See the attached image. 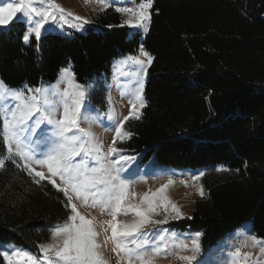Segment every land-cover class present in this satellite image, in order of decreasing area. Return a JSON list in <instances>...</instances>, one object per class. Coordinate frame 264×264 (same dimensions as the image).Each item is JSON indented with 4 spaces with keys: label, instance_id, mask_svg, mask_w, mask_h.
I'll return each mask as SVG.
<instances>
[{
    "label": "trees",
    "instance_id": "1",
    "mask_svg": "<svg viewBox=\"0 0 264 264\" xmlns=\"http://www.w3.org/2000/svg\"><path fill=\"white\" fill-rule=\"evenodd\" d=\"M150 13L148 33L130 35L108 8L82 35H46L39 53L35 38L23 42L25 26L12 23L0 32V80L10 88L40 87L71 65L76 82L88 85L143 44L153 57L147 107L142 119L126 123L133 133L126 146L141 155L140 163L205 171V197L195 202L191 219L170 228L202 232V247L245 222L264 238V0H154ZM66 202L52 184L34 183L22 165L6 160L0 169V247L36 254L49 230L69 215Z\"/></svg>",
    "mask_w": 264,
    "mask_h": 264
},
{
    "label": "snow or ice",
    "instance_id": "2",
    "mask_svg": "<svg viewBox=\"0 0 264 264\" xmlns=\"http://www.w3.org/2000/svg\"><path fill=\"white\" fill-rule=\"evenodd\" d=\"M99 2L104 6L103 11L117 0ZM153 3L154 0H140L135 8L117 6L116 12L128 16L121 26L138 30L133 35L139 32L147 34ZM14 22L25 25L22 39L26 45L31 43V37H35L38 53L40 41L57 27L63 31V25H67L83 31L84 26L90 23L56 0H0V30L10 31L9 26ZM152 62L153 57L141 44L138 55L122 57L114 64V78L118 80L122 76L130 81L128 89H121L120 93L127 98L130 108L128 115L120 119L111 106V97H108L109 108L105 114L108 123L104 126L108 131L114 130V136L106 152L91 128L80 126L92 111L88 100L92 85L77 83L71 65L61 68L57 84L48 87L25 85V91L10 88L0 80V138L7 151L6 156L0 157V169L4 168L6 160L21 167L17 162L19 158L23 170L33 177L34 183L39 184L47 178L57 191L63 192L67 201L65 207L70 210L64 222L49 230L56 243L38 245L39 254L5 246L0 249L3 264H110L105 256L109 242L112 246L110 251L117 256L116 264H155L161 254L165 257L171 255L183 264H193V261L196 264H249V261L260 264V257L264 256V238L250 234V229L243 231L251 246L260 248L255 260H252L251 253H241L239 247L229 250L225 260L224 249L218 245L215 251L220 253V259L214 261L212 249L208 256L201 255L202 232L178 234L164 228L170 220L184 218L180 207L167 195V189L174 184L171 177L156 191L145 192L139 204L129 203L130 196L136 194L129 192L131 182L122 178L121 173L135 157L123 155L124 150L117 148L116 143H124L133 135L125 128L128 120L143 117V109L147 107L145 78ZM60 83L65 84L63 90L59 88ZM96 119L103 124L99 115ZM33 165L46 169L47 177L44 171H36ZM216 171L229 169L218 167ZM204 175L201 171L191 176L201 198H204L205 191L199 182ZM57 177L59 185L54 179ZM180 182L188 186V181ZM74 201H80V207L99 208L100 213H106L110 219L101 221V230H98L96 218L82 214ZM129 213L135 217L132 222L117 219L119 215ZM155 216L163 218L155 219ZM147 225L158 227L146 231ZM101 231L104 233L103 241L99 240ZM241 231L238 229L237 234ZM188 239L190 246L185 242ZM188 250L193 254H182Z\"/></svg>",
    "mask_w": 264,
    "mask_h": 264
},
{
    "label": "rangeland",
    "instance_id": "3",
    "mask_svg": "<svg viewBox=\"0 0 264 264\" xmlns=\"http://www.w3.org/2000/svg\"><path fill=\"white\" fill-rule=\"evenodd\" d=\"M56 2L62 5L65 9L75 13L76 15L87 18L90 21L89 24L84 26L83 31H76L73 28H69L67 25H63V31H61V29L57 27L54 32L47 34V35H54V36L67 37V38H71L74 34H81V35L84 34L85 29L92 23V17L104 12L108 8H112L113 10H115L117 6L132 7V8H135L138 6V3L135 0H128V2H125V0H117V3L112 4L111 6H109L108 8L102 11L101 9L104 6L102 3L99 2V0H88L87 3H85V0H56ZM118 14L120 15V21L122 25V22L128 19V16L127 14H124V13H118ZM71 22L76 23V21H71ZM124 27L128 29V33L130 35H133V32L138 31V30L130 29L127 26H124ZM4 31H7V30L6 29L0 30V32H4ZM139 34L143 35L144 33L139 32ZM33 38L35 37L33 36ZM134 55H138V50L135 52ZM121 59L122 58L118 59L117 61L112 62L109 72L107 74H101L95 81H92L90 84H88V85H92V89L88 97L92 111L88 114L87 119L82 121L80 125L81 127H84V128H89V127L91 128V131L95 134L96 138L103 143V146H104L103 151L105 152L107 151L108 145L112 143L113 136H114V130L108 131L106 130L104 126L108 123L107 116L105 115L109 108L108 97L109 96L111 97V100H112L111 106L115 109V112L117 113L120 119L128 115L129 108H130L127 98H123L120 94L121 89L123 90L128 89L130 81L126 77L120 76L119 79L117 80L113 76L114 64H116ZM142 59H145V58L142 57ZM67 67H69V65ZM59 73L57 75L56 80L53 83L42 85L40 87H48V86L57 84ZM145 81H146V78H145ZM64 87H65L64 83L59 84L60 90H63ZM13 89H25V85L20 86L18 88H13ZM94 103H96L97 105H94ZM59 111H62V109H60ZM98 115L100 117V120L103 121V124H101L96 119ZM134 120L135 119H130L128 121H134ZM127 142H128V139L124 143H120L119 141H117L116 147L124 150L122 152L123 155L135 157V159L131 160L128 164L125 165V169H126L125 172L121 173L122 178L128 179L131 182L129 192L136 194L135 196H130L129 203L139 204L140 197L145 192L151 193V192L156 191V189H158L161 185L166 184L169 177H171L174 180V184L169 186V188L167 189V195L173 202H175L180 207L181 211L184 213V218L180 220H174V221L170 220V223L167 225H164L163 227L170 229L172 232H175L178 234H194L189 231H185V232L174 231L170 228L169 225L178 223L179 221H184L188 219V217H190L195 202L202 199L200 195L198 194L196 187L193 185V182L191 181V176L193 174H198L201 171L205 173V171L201 169L194 170V169H177V168H171V167H159V166L153 165L152 162L140 163L139 161L141 159V155H137L132 150H129L126 146ZM5 150H6V147H5ZM6 155H7V151H6ZM17 160L19 161V158H17ZM19 163L23 167V163L20 161ZM33 167L35 168L36 171H44L45 176L47 177L48 174H47L46 169H41L39 166H35V165H33ZM36 179H39V178L37 177ZM54 179L56 180V183L59 185L60 184L59 178L57 177ZM181 180L188 181V186L185 187L183 184H181L180 182ZM41 181L48 182L47 178ZM199 183L201 184V180ZM11 198H12V195L10 194L9 196L6 197V201L9 202ZM74 202L78 204L79 211L82 214H84L86 217L96 218V224H97L98 230H101V225H100L101 221L110 219V216H108L106 213L102 215L100 213L99 208L80 207L79 206L80 201H74ZM154 218L162 219L163 217L155 216ZM117 219L122 222H132L135 219V217L132 213H129L128 215H119ZM155 227H158V226L147 225L145 230L148 231V230L154 229ZM238 229L242 230L240 234H237ZM244 229H250V234H252L250 222H245L240 227H238L236 230H234L232 233H230L228 236L217 241L214 245H208L206 247H202L201 255L208 256L209 250L212 249L213 250L212 259L214 261L219 260L220 253L215 250L217 249V246L220 245L224 249V259L225 260L227 258L228 251L235 250V248L237 247L241 249V253H244V252L251 253L252 260H255L257 255L260 253V248L251 246V241L247 240V236L245 232L243 231ZM108 235H110V231ZM103 239H104V233L101 231L99 240L103 241ZM185 242L188 243L189 246L191 245L190 239L186 240ZM50 243H56L55 241H53L51 234H50L48 241L40 243V244H50ZM169 243H171V241H169ZM244 244H247V246L242 247V245ZM4 247L5 246H1L0 249H3ZM6 247L9 249L20 248V247H16L13 245H7ZM111 247H112L111 243L109 242L108 248L105 249V256L109 260L110 264H116L117 256L115 253L110 251ZM36 254H39V248ZM182 254L192 255L193 253L190 250H188V251L183 252ZM155 264H183V262L176 260L171 255H168L165 257L164 254H161V256L155 260ZM193 264H196V262L193 261ZM249 264H251V261H249ZM260 264H264V256L260 257Z\"/></svg>",
    "mask_w": 264,
    "mask_h": 264
}]
</instances>
